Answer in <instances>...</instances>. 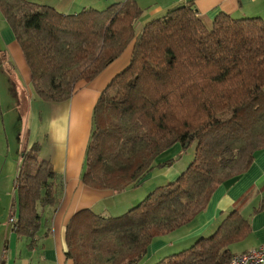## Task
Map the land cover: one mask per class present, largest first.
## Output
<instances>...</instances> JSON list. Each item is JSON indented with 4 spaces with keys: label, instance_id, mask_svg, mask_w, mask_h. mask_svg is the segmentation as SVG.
<instances>
[{
    "label": "trees",
    "instance_id": "16d2710c",
    "mask_svg": "<svg viewBox=\"0 0 264 264\" xmlns=\"http://www.w3.org/2000/svg\"><path fill=\"white\" fill-rule=\"evenodd\" d=\"M0 13L43 101L68 100L79 82L92 81L132 44L127 66L95 107L82 174L87 186L138 187L171 163L158 161L160 152L195 143L175 181L155 186L122 214L74 213L64 235L74 264H137L152 242L190 223L215 189L247 172L264 149V20L218 14L207 26L186 4L136 33L142 10L134 0L74 14L32 0H0ZM22 152L17 232L32 236L40 227L38 207H55L63 184L49 162ZM261 194L253 213L264 209V187ZM251 230L236 205L209 236L150 264H229L233 245Z\"/></svg>",
    "mask_w": 264,
    "mask_h": 264
},
{
    "label": "crops",
    "instance_id": "0c3cea01",
    "mask_svg": "<svg viewBox=\"0 0 264 264\" xmlns=\"http://www.w3.org/2000/svg\"><path fill=\"white\" fill-rule=\"evenodd\" d=\"M32 1L51 6L63 14H74L83 8L100 10L124 0ZM134 1L142 10L138 23L142 26L167 10L186 4L196 10L207 26L218 14L264 20V0ZM131 51L132 44L92 81L78 83L68 100L43 101L33 90L22 48L0 13V264H74L66 256L64 239L66 224L74 213L91 209L98 214L115 216L136 204L140 193L136 199L130 195L115 199L131 190L130 187L116 192L91 188L82 181L85 149L94 125L97 101L109 81L127 66ZM21 152L33 153L36 161L49 162L63 184V193L55 207H38L40 227L32 236L17 232L19 209L15 180ZM169 167L156 168L149 178L153 174L170 179L178 177L179 173ZM263 187L264 149L256 153L247 172L220 184L206 208L190 223L152 242L137 264L153 263L209 236L236 205L250 220L252 230L243 241L233 245L234 251L241 253L264 244V209L253 213L262 197ZM243 195L247 198H242ZM10 216L15 219L14 225L9 222Z\"/></svg>",
    "mask_w": 264,
    "mask_h": 264
},
{
    "label": "rangeland",
    "instance_id": "374dc122",
    "mask_svg": "<svg viewBox=\"0 0 264 264\" xmlns=\"http://www.w3.org/2000/svg\"><path fill=\"white\" fill-rule=\"evenodd\" d=\"M136 26H137L136 27V33H137L141 30L142 24L140 25L137 22ZM194 149H195V143H191L190 145L185 144V146H182L181 144L176 143L170 148L165 149L162 152H160L157 159L158 161H165L168 159H172L171 163L169 162V165L164 166L163 168L170 166L169 169L171 168L180 174L187 168V166L191 162L194 156ZM162 176L163 175H160V174H156V175L153 174L143 184H141L139 188H131V190H129L128 192H124L123 194H121V196H118V198H115V199H120L126 195H130L136 199L137 193H140L139 199L137 200V202H135L137 204L155 186L159 184H166L169 182H173L177 178V176L174 179H170L169 177H162ZM62 193H63V190H62ZM175 250L176 249H173L172 251H175Z\"/></svg>",
    "mask_w": 264,
    "mask_h": 264
},
{
    "label": "built area",
    "instance_id": "2783aa9c",
    "mask_svg": "<svg viewBox=\"0 0 264 264\" xmlns=\"http://www.w3.org/2000/svg\"><path fill=\"white\" fill-rule=\"evenodd\" d=\"M9 222L13 225L14 217H10ZM229 264H264V244L246 252L234 254L230 258Z\"/></svg>",
    "mask_w": 264,
    "mask_h": 264
}]
</instances>
